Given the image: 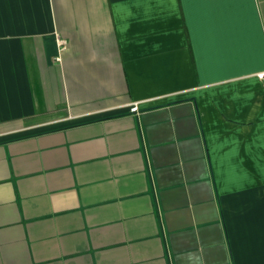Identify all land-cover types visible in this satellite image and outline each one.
<instances>
[{
  "label": "crops",
  "instance_id": "obj_1",
  "mask_svg": "<svg viewBox=\"0 0 264 264\" xmlns=\"http://www.w3.org/2000/svg\"><path fill=\"white\" fill-rule=\"evenodd\" d=\"M260 70L264 0H0V264H264Z\"/></svg>",
  "mask_w": 264,
  "mask_h": 264
},
{
  "label": "built area",
  "instance_id": "obj_2",
  "mask_svg": "<svg viewBox=\"0 0 264 264\" xmlns=\"http://www.w3.org/2000/svg\"><path fill=\"white\" fill-rule=\"evenodd\" d=\"M256 76L259 78V79H262L264 80V70H260V71H257L256 72ZM138 106L136 103H133L131 106H130V109L135 111L137 110Z\"/></svg>",
  "mask_w": 264,
  "mask_h": 264
}]
</instances>
